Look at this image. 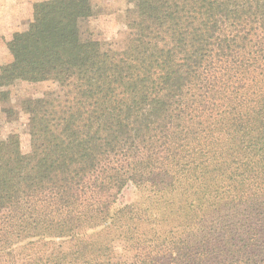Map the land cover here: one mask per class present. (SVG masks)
<instances>
[{"label": "trees", "instance_id": "obj_1", "mask_svg": "<svg viewBox=\"0 0 264 264\" xmlns=\"http://www.w3.org/2000/svg\"><path fill=\"white\" fill-rule=\"evenodd\" d=\"M96 12L38 0L6 42L0 99L48 88L0 137V264H264V0H131L119 48Z\"/></svg>", "mask_w": 264, "mask_h": 264}, {"label": "rangeland", "instance_id": "obj_2", "mask_svg": "<svg viewBox=\"0 0 264 264\" xmlns=\"http://www.w3.org/2000/svg\"><path fill=\"white\" fill-rule=\"evenodd\" d=\"M35 1L38 0H0V66L10 61L11 56L6 42L14 31L27 27L31 15V4ZM93 1L97 15L90 23L91 27L99 30L100 37L109 47L119 48L126 30L127 8L131 6V0ZM84 29L88 28L84 26ZM47 88L45 84H31L22 81L2 88V90H7L8 95L4 100L0 99V137H5L9 133H17L23 149L27 148V119L21 112L20 103L22 98L39 95ZM136 197V188L128 184L122 190L117 203H128Z\"/></svg>", "mask_w": 264, "mask_h": 264}]
</instances>
